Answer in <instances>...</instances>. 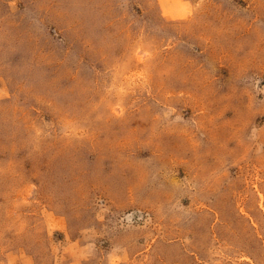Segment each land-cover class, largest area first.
<instances>
[{
  "label": "rangeland",
  "instance_id": "rangeland-1",
  "mask_svg": "<svg viewBox=\"0 0 264 264\" xmlns=\"http://www.w3.org/2000/svg\"><path fill=\"white\" fill-rule=\"evenodd\" d=\"M0 264H264V0H0Z\"/></svg>",
  "mask_w": 264,
  "mask_h": 264
}]
</instances>
